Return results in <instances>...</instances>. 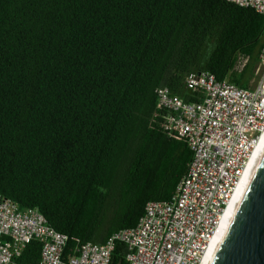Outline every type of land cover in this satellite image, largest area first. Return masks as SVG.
Segmentation results:
<instances>
[{"label": "trees", "instance_id": "obj_1", "mask_svg": "<svg viewBox=\"0 0 264 264\" xmlns=\"http://www.w3.org/2000/svg\"><path fill=\"white\" fill-rule=\"evenodd\" d=\"M263 49L264 17L223 0H0V194L71 242L136 227L193 160L157 91L200 103L185 79L204 73L251 89Z\"/></svg>", "mask_w": 264, "mask_h": 264}, {"label": "built area", "instance_id": "obj_2", "mask_svg": "<svg viewBox=\"0 0 264 264\" xmlns=\"http://www.w3.org/2000/svg\"><path fill=\"white\" fill-rule=\"evenodd\" d=\"M223 1L264 17V0ZM260 61L251 89L204 73L185 79V91L201 95L200 103L157 91L158 110L167 113L164 132L185 142L193 160L170 201L149 202L136 227L106 243L71 242L39 210L0 194V264H21L33 241L42 245L37 264H110L117 242L127 246V264H202L263 135L264 49Z\"/></svg>", "mask_w": 264, "mask_h": 264}, {"label": "water", "instance_id": "obj_3", "mask_svg": "<svg viewBox=\"0 0 264 264\" xmlns=\"http://www.w3.org/2000/svg\"><path fill=\"white\" fill-rule=\"evenodd\" d=\"M202 264H264V142Z\"/></svg>", "mask_w": 264, "mask_h": 264}, {"label": "bare ground", "instance_id": "obj_4", "mask_svg": "<svg viewBox=\"0 0 264 264\" xmlns=\"http://www.w3.org/2000/svg\"><path fill=\"white\" fill-rule=\"evenodd\" d=\"M263 142H264V131H263V135H262V137H261V139H260L259 145H258V147H257V150H256V152H255V155H254L253 161H252V163H251V165H250L248 171L246 172V175H245V177H244V179H243V181H242V183H241V185H240V188H241V186H242V184H243V182H244V180H245V178H246V176H247V174H248V172H249V170H250V168H251V166H252V164H253V162H254V160H255V158H256V156H257V154H258V152H259V150H260V148H261V146H262V144H263ZM240 188H239V190H240ZM239 190H238L237 193L235 194V196H234V198H233V200H232V202H231V204H230V206H229V208H228V210H227V212H226V214H225V217H226V215H227V213H228V211H229V209H230V207H231V205H232V203H233V201H234L236 195L238 194ZM225 217H224V219H225ZM224 219H223V221H224ZM222 223H223V222H222ZM218 231H219V230H218ZM217 233H218V232H217ZM216 235H217V234H216ZM216 235H215V237H216ZM215 237H214V239H215ZM214 239H213V241H214ZM213 241H212V243H213ZM212 243H211V245H212ZM211 245H210V247H211ZM209 249H210V248H209ZM209 249H208V251H209ZM208 251H207V253H208ZM206 255H207V254H206Z\"/></svg>", "mask_w": 264, "mask_h": 264}, {"label": "rangeland", "instance_id": "obj_5", "mask_svg": "<svg viewBox=\"0 0 264 264\" xmlns=\"http://www.w3.org/2000/svg\"><path fill=\"white\" fill-rule=\"evenodd\" d=\"M242 66H243V63L240 61V63L238 64L237 69H238V70H241V69H242ZM257 76H258L259 79H260L261 74H260V73H257ZM259 79H258V80H255V81H253V82L251 83V88H253V87H255V86L257 85Z\"/></svg>", "mask_w": 264, "mask_h": 264}]
</instances>
